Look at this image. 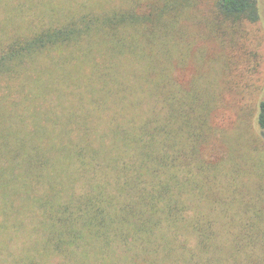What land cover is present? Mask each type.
<instances>
[{"label": "trees", "instance_id": "trees-1", "mask_svg": "<svg viewBox=\"0 0 264 264\" xmlns=\"http://www.w3.org/2000/svg\"><path fill=\"white\" fill-rule=\"evenodd\" d=\"M42 3L15 7L23 18L0 38V78L23 79L48 56L62 65L43 72L48 84L15 90L69 102L26 107L15 128L0 113V264H257L264 199L217 194L220 169L198 163L207 124L158 51L161 25L190 35L181 17L195 2ZM214 4L226 20L259 19L258 0ZM257 121L264 130V100Z\"/></svg>", "mask_w": 264, "mask_h": 264}, {"label": "rangeland", "instance_id": "rangeland-1", "mask_svg": "<svg viewBox=\"0 0 264 264\" xmlns=\"http://www.w3.org/2000/svg\"><path fill=\"white\" fill-rule=\"evenodd\" d=\"M0 0V38L5 39V30L15 28V21L20 12L15 8L20 6L33 13L42 10L43 3L48 0ZM184 8L189 2H195L187 7L181 17V27L190 35L177 37L168 34L171 24L161 25L166 37L158 41V51L170 55L178 84L189 94L187 110L191 116L204 120L207 124L202 137L198 160L205 169L215 165L220 171L217 181L221 191L220 196L256 200L264 199V130L258 125L259 105L264 100V0H258L259 19L256 21L226 20L219 16L215 8V0H177ZM34 6L30 10L31 5ZM179 6V7H180ZM190 17L185 21L186 15ZM186 35V34H185ZM184 42V43H183ZM186 56H181L185 45ZM168 57V56H166ZM38 61L29 67L34 70L23 77L8 81L0 78V113L7 114L3 128H15L17 120L15 113L30 108L28 116L38 103L44 107L56 106L57 112L62 111L60 102L66 103L58 93L43 90L32 98L20 94L15 86L22 83L26 88H35V78L41 79L45 85L49 67H62L61 63H52L48 56L40 55ZM68 67H83L79 65ZM181 67V68H180ZM46 74V78L43 75ZM58 86L63 89L64 84ZM60 99V100H59ZM80 104V96L73 97ZM44 111L46 108L43 109ZM29 113V114H28ZM183 145L190 143L188 137H182ZM201 161V162H200ZM20 245V243H19ZM13 248L18 243L10 242ZM255 249L257 264H264V249ZM256 264V263H255Z\"/></svg>", "mask_w": 264, "mask_h": 264}]
</instances>
